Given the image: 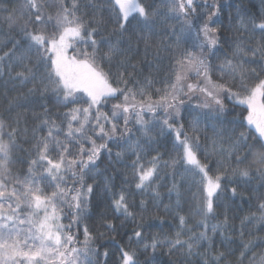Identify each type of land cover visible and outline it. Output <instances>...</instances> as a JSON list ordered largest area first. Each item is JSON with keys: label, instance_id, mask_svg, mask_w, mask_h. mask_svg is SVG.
<instances>
[{"label": "snow or ice", "instance_id": "6c2138e0", "mask_svg": "<svg viewBox=\"0 0 264 264\" xmlns=\"http://www.w3.org/2000/svg\"><path fill=\"white\" fill-rule=\"evenodd\" d=\"M106 3L114 20L113 33L117 35V40L115 44L109 41L108 51L99 58L98 41L95 37L100 35L102 15L100 19L93 17L92 21H85L77 14L80 9L79 0H71L70 3L66 0H53L52 4L46 0H23L19 15L9 13L5 17L10 29L18 27V35L21 38L10 40L11 48L0 55V62L5 58L14 60L20 70L16 71L12 78L18 80L21 85H32L27 89L28 96L34 98L30 103H38L42 112L36 117L40 124L33 129L34 142L30 153L33 158L29 159L23 175L13 173L11 168V152L16 144L17 128H11L6 133L5 140L3 137L6 125L0 120V264H93L88 253H95V249L90 246L95 237L85 226L81 249L77 247L80 241L72 233L73 226L80 223L81 214L87 209L94 191L93 185L86 182V177L93 169L98 168L97 161L102 153H106L109 160L112 159L110 144L123 147L121 141H124L131 149V121L134 120V123L139 125L137 131L150 139V121L145 120L144 116L147 113L155 118L158 110L165 114L160 131L167 129L175 133L176 146L182 149L180 160L191 165L200 176L202 199L198 205L199 210L205 216L213 213L214 197L219 200L220 194L226 190L221 183L223 176L219 172L209 175V165L202 163L198 158L199 137L189 136L184 132L183 124L176 127L180 118V106L183 104L181 97L189 93H201L204 96L201 107H211L217 113L226 110L222 94L236 104L246 106L247 116L244 120L255 128L259 139L256 145H250L249 138L243 132L240 133L233 147L243 146L246 151L243 157L236 156L237 165L243 164L248 156H251L252 160L243 168L232 169V175L250 178L255 174L264 178V78H261L264 64L261 65L260 72H257L256 68L246 70L244 67L246 63H258L257 55L260 61H264V45H258L256 48L244 47L242 39L238 37L240 42L233 48L232 57H225L215 69L221 79L229 75L235 81L238 77L239 83L234 91L227 83L213 80L214 69L209 62V54L215 55L222 41L227 42L221 29L213 26L217 23L214 18L220 15L221 4L218 0H212L211 4L208 0H199V4L198 0H167V14L183 19L181 34L176 37L177 46L185 33H194L197 43L174 56V80L169 83L166 79L164 89H156L158 95L154 99L144 87L134 89L128 86L133 73L127 72L126 77L125 72L119 71L124 67V61H119L116 65L117 71L113 73L112 61L114 57L122 55L119 44L131 24L130 18L134 19L138 15L144 26L150 27L160 13L149 12L139 0H106ZM91 6L102 14L103 4ZM198 6L205 9L199 15ZM48 7L56 8L54 16L46 14ZM250 22L253 28H258L264 36V20L259 23L255 20ZM239 24L240 28H245L243 21ZM101 39L103 40V37ZM141 39H144L147 48V39ZM78 43L91 47L92 51L89 52L87 47L78 49ZM193 48L199 51H193ZM69 50H72L73 54L70 55ZM104 60L108 62V71L101 63ZM249 71L256 80L251 85L247 83ZM191 72L202 78V86L200 82L187 83L188 74ZM151 83V79L146 78V84ZM50 94L55 97L57 104L68 108V111L62 114L59 124L49 115L46 101ZM119 97H123V100L112 104L111 115L102 111L110 100ZM121 118L122 128L118 123ZM44 128L47 129V135L36 137L35 133ZM195 131L193 126V133ZM61 135L63 139L60 138ZM98 140L101 142L97 143ZM136 146H139L138 141ZM134 154L136 159L133 161V167L137 169L138 177L136 188L142 190L156 174L158 158L153 157L151 166L145 167L140 163V155L135 152ZM123 155L122 151L114 153L117 161L121 160ZM229 155L231 156V152ZM176 163L177 161L173 160L171 166L174 167ZM105 187H108L107 183ZM49 188L51 191L47 190ZM229 191L233 196L236 195L235 187ZM112 206L115 212H122L125 218L133 216L123 192L113 200ZM144 207L145 203L141 201V208ZM65 208L70 210L67 214L70 217L68 224L63 223ZM257 210L260 215L256 217L253 214L252 218L264 223V197L258 203ZM179 224L181 229L186 225L184 216L179 217ZM103 226L110 231L116 230V226L107 219H104ZM198 226L203 227L204 231L198 236H189L187 240H181L178 232L174 241H168L169 252L185 248L186 254L191 256L201 241L210 240L205 222H198ZM218 227L213 226V235ZM141 237L142 232L134 230L129 240L135 238L139 242ZM159 243L154 240L150 245L154 254L150 257V264H160L155 256ZM254 246L252 242L243 245L246 251H250ZM144 247L146 250L149 245L145 244ZM120 251L121 264H137L134 252L123 248ZM82 255L84 260L80 259ZM104 255L106 257L107 253ZM244 255L245 253H241V258ZM211 259L212 264H219L224 259L223 253ZM250 264H264V253L258 257L253 254Z\"/></svg>", "mask_w": 264, "mask_h": 264}, {"label": "trees", "instance_id": "16d2710c", "mask_svg": "<svg viewBox=\"0 0 264 264\" xmlns=\"http://www.w3.org/2000/svg\"><path fill=\"white\" fill-rule=\"evenodd\" d=\"M50 1L52 4L53 0H46L47 3ZM66 2L70 3L71 0ZM140 2L149 12L158 11L160 14L154 18L150 27H145L138 15L134 19L130 18L131 24L119 44L122 55L113 58L112 72L117 71L116 65L119 61H124V67L119 71L125 72L126 77L127 72L133 73L128 86L134 89L144 87L155 99L158 95L156 89L163 90L166 79L169 83L174 80L172 74L175 64L174 56L184 48H192L197 41L194 33H185L177 46L176 37L181 34L183 19L167 14L165 7L167 0H140ZM218 2L222 7L219 17L216 18L217 23L213 26L221 29L227 42L222 41L215 55L209 54V62L214 69L212 78L236 89L239 83L238 77L235 81L229 75L221 79L219 72L215 69L225 57H232L233 48L237 42H240L238 37L242 39L244 47L256 48L258 45H264V36L258 28L254 29L250 22L255 20L259 23L264 20V0H218ZM22 3L23 0H0V55L9 51L12 38H21L18 35V27L10 29L5 17L9 13L19 15ZM79 3L80 9L77 14L81 15L85 21L90 22L93 17L100 19L102 15L103 23L99 25L100 35L95 37L98 41L99 58L108 51L109 41L116 43L117 35L113 33L115 27L113 17L108 11L106 0H79ZM93 4L104 5L102 14L91 6ZM204 11L203 7H197V15ZM45 12L54 16L56 8L48 7ZM192 19L195 20L194 17ZM240 21L244 22L245 28H240ZM141 37L147 39V48ZM76 47L78 49L87 47L89 52L92 51L91 47L83 43H78ZM192 50L199 51L194 48ZM71 54H73L72 50ZM256 60L258 63H246L245 69L256 68L257 72H260L264 61H260L259 55ZM101 63L108 71V62L104 60ZM19 70V66L12 59L5 58L0 62V120H3L6 125L3 137L5 140H7L6 133L11 128H17L16 144L11 152L12 171L23 175L27 170L29 159L33 158L30 155L34 142L33 129L40 124V120L36 117L42 109L38 103H30L34 98L28 96L27 89L32 85H21L18 80L12 78ZM146 78L151 79V85L146 84ZM261 78H264V73ZM197 79V76L189 73L187 83L195 84ZM254 82H256L255 77L249 71L247 83L251 85ZM181 99L183 100L180 106L182 110L176 127L183 124L184 132L189 136L199 137L198 158L202 163L209 165L210 175H215L217 172L222 174L221 183L226 190L220 194L219 200L214 199L213 213L205 216L198 207L202 199L200 176L195 173L191 165L180 160L182 149L176 146L175 133L167 129L164 132L160 131L164 112L158 110L155 118L152 114H145L144 119L150 121V139L137 131L139 125H136L134 120L131 121L129 123L133 133L131 149L124 141H121L123 147L110 144L113 152L112 159L109 160L108 155L102 153L100 160L97 161L98 168L93 169L92 173L86 177V182L93 185L94 191L78 227L82 236H84V227L87 226L89 232L95 237L90 245L95 249V253L89 252V258L93 264H121V248L134 252L137 264H150V257L154 255L150 245L154 240L160 242L155 252L160 264H205V262L212 264L211 258L220 253H223L224 259L219 264H250L253 254L258 257L264 253V223L252 218L253 214L256 217L260 215L257 206L264 197V178L255 174L250 178L232 175V169L243 168L252 160L251 156H248L243 164L237 165L236 156L243 157L246 151L243 146L233 147L240 133L243 132L249 138L250 145H256L259 139L255 128L244 120L247 116L246 106L238 105L235 101L222 96L226 110L223 113H217L211 107H201L204 96L199 92L189 93ZM122 100L123 97L110 100L102 111L111 115L112 104L120 103ZM46 104L49 115L56 119L58 124L61 123L62 114L68 111V108L57 104L55 97L51 94ZM73 106L76 105H69V107ZM18 120L19 124H17ZM118 123L122 128V118ZM193 126L196 129L195 133H193ZM43 135H47L46 128L35 133L36 137ZM253 137L257 139L254 140ZM60 138L63 139V136L61 135ZM100 142L97 141V143ZM133 149L140 155V163L145 167L151 166L153 157L158 158L156 174L142 190L136 188L138 177L137 169L133 167V161L136 159ZM117 151L124 153L119 161L114 156ZM173 160L177 161L174 167L171 166ZM233 187L236 188L235 196L229 191ZM122 192L126 196L129 210L133 213L132 217L125 218L122 212L117 213L113 209V200L117 199ZM141 201L145 203L143 209ZM180 216L186 219L183 229L179 224ZM225 217H227L226 224ZM246 217L249 219H245ZM104 219L110 220L116 226V230L110 231L105 228ZM200 221H204L207 225V234L211 239L201 241L191 256L186 254L185 248H177L170 253L168 241H174L178 232L181 240H187L189 236H198L204 231L203 227L198 226ZM213 226H219L214 235ZM134 230L142 232L139 242L135 238L129 240ZM100 233L103 235L101 236ZM250 242L255 246L250 251H246L243 245ZM145 244L149 245L146 250ZM241 253H245L243 258Z\"/></svg>", "mask_w": 264, "mask_h": 264}, {"label": "rangeland", "instance_id": "374dc122", "mask_svg": "<svg viewBox=\"0 0 264 264\" xmlns=\"http://www.w3.org/2000/svg\"><path fill=\"white\" fill-rule=\"evenodd\" d=\"M139 2H140V0H139ZM50 4H51V1L49 2ZM141 3V2H140ZM208 3L209 4H211L212 3V0H208ZM209 11H210V9H209ZM214 19H216V18H214ZM69 54L71 55V50H69ZM191 73H193L194 74V76H196V74L194 73V72H191ZM198 82H202L201 81V78H198L197 80H196V82H195V84L196 83H198ZM234 91L236 90V89H233ZM222 96H226V95H223L222 94ZM227 97V96H226ZM76 106H78V105H76ZM181 110H182V107H180V113H181ZM162 117H163V119L165 118V115H162ZM162 119V120H163ZM198 156V155H197ZM11 168H12V164H11ZM209 175H210V173H209ZM48 191H51V189L49 188V189H47ZM214 199H215V197H214ZM213 206H214V200H213ZM69 209H67V208H65V219L63 220V223H65V224H68L69 223V220H70V217L67 215L68 213H69ZM83 214V213H82ZM82 214H81V219H82ZM81 221V220H80ZM77 229H78V231L80 232V228L78 227V225H74L73 226V228H72V233H73V235H75L77 238H78V240L80 241V243H81V245H80V243L79 244H77V247L78 248H81V249H83V244H82V239L84 240V236H82L81 235V232L79 233L78 231H77ZM88 257H89V253H88ZM80 259L81 260H84V256L82 255L81 257H80Z\"/></svg>", "mask_w": 264, "mask_h": 264}]
</instances>
